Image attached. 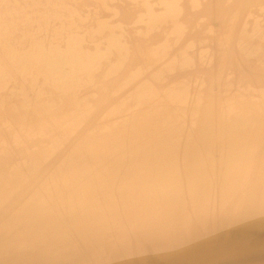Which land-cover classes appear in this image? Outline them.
Here are the masks:
<instances>
[{
  "label": "bare ground",
  "instance_id": "6f19581e",
  "mask_svg": "<svg viewBox=\"0 0 264 264\" xmlns=\"http://www.w3.org/2000/svg\"><path fill=\"white\" fill-rule=\"evenodd\" d=\"M0 264H264V0H0Z\"/></svg>",
  "mask_w": 264,
  "mask_h": 264
}]
</instances>
